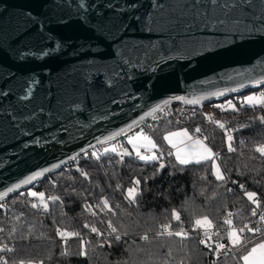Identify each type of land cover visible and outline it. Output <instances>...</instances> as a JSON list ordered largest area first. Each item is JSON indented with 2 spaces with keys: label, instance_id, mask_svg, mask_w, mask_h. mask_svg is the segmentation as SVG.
<instances>
[{
  "label": "water",
  "instance_id": "95a60500",
  "mask_svg": "<svg viewBox=\"0 0 264 264\" xmlns=\"http://www.w3.org/2000/svg\"><path fill=\"white\" fill-rule=\"evenodd\" d=\"M262 87L264 0H0V202L176 104Z\"/></svg>",
  "mask_w": 264,
  "mask_h": 264
},
{
  "label": "trees",
  "instance_id": "16d2710c",
  "mask_svg": "<svg viewBox=\"0 0 264 264\" xmlns=\"http://www.w3.org/2000/svg\"><path fill=\"white\" fill-rule=\"evenodd\" d=\"M236 101L231 111L219 114L233 128H244L232 142L225 127L207 122L199 111L179 120L178 104L147 125L164 149L170 132L186 128L203 136L215 152L213 160L181 164L172 156L160 173V164L134 159L125 141L130 156L123 161L113 154L99 162L83 155L31 187L46 197L47 211L34 204L30 189L0 202V243L11 246L8 263L0 252V264H245L264 236L263 229L249 230L264 216V154L256 151L264 143V108ZM215 162L223 178L216 175ZM205 220L219 228L212 245L198 232L187 238L158 233ZM235 227L244 233L239 243L228 231Z\"/></svg>",
  "mask_w": 264,
  "mask_h": 264
},
{
  "label": "built area",
  "instance_id": "2783aa9c",
  "mask_svg": "<svg viewBox=\"0 0 264 264\" xmlns=\"http://www.w3.org/2000/svg\"><path fill=\"white\" fill-rule=\"evenodd\" d=\"M257 91V90H256ZM264 92V91H263ZM258 95L261 96L262 101L259 103V105H250V104H245L244 106H249V107H257V108H264V93H258ZM241 96H236L235 98H238ZM234 99V98H231ZM231 99H226L222 102H212L209 104L205 105H199V106H186L181 103H179L178 109H176V116L179 120H181L183 117H187L189 114H192L196 111L201 112L203 115H205L206 121L209 123L213 124H219L225 127L226 129V137L232 142L234 141L235 133L242 131L244 128H233L228 122H225L219 114H225L229 111H231L237 104V101H231ZM171 110L168 109L166 110L161 116H159L157 119L150 121L155 122L161 119V117L167 112ZM147 124H145L141 129L145 134L149 133L148 132V127ZM140 130V129H139ZM194 138L197 139H204L203 136L201 135H194ZM206 141V140H205ZM109 145H112V150H107L106 145H99L91 149L88 153H86L84 156H86L87 159H91L95 162H99L103 157H105L107 154H113V155H119L121 160H125L127 157H129V153L126 154V150L128 149L126 146V142L124 139H119L116 140ZM232 151H235V148L232 146ZM256 151L258 153L264 154V143H261L258 145L256 148ZM173 152L169 149H164L162 147H158L154 151H142L139 154L133 153L132 157L136 160L139 161H147V159L153 163L161 164L164 163L163 161L166 158L172 157ZM120 166H122V162L119 163ZM258 199L253 200V202H257ZM252 202V203H253ZM43 210L47 211V209L42 208ZM255 214H258L257 212H254ZM178 220H182L181 217L178 218ZM262 221L260 224L256 225H250L249 230L251 231H256L258 229H263L264 230V216H261ZM218 227L217 226H204L201 224L195 225L194 227H187L183 226L180 229H173L169 227H164L162 228L158 233H161L163 235H168V236H175V237H184L187 238L191 234V232H198L202 237L206 239V243H209V245H212L210 242V239L218 233ZM230 233V237L232 241L240 242L244 238V233L241 228L235 227V228H229L228 229ZM11 251V246L9 245L8 242H3L0 243V252H1V260L5 263H8V257L7 253Z\"/></svg>",
  "mask_w": 264,
  "mask_h": 264
},
{
  "label": "crops",
  "instance_id": "0c3cea01",
  "mask_svg": "<svg viewBox=\"0 0 264 264\" xmlns=\"http://www.w3.org/2000/svg\"><path fill=\"white\" fill-rule=\"evenodd\" d=\"M165 141L168 149L181 164L201 163L216 157L207 141L194 138L186 128L170 132L165 136ZM215 173L219 178H223L221 168L216 162ZM205 223L210 224L207 221ZM259 238H262L261 241L255 243L244 257L245 264H264V236Z\"/></svg>",
  "mask_w": 264,
  "mask_h": 264
},
{
  "label": "rangeland",
  "instance_id": "374dc122",
  "mask_svg": "<svg viewBox=\"0 0 264 264\" xmlns=\"http://www.w3.org/2000/svg\"><path fill=\"white\" fill-rule=\"evenodd\" d=\"M258 93H264L263 90L260 91H253L249 94H246L243 98H235L231 99V101L239 100L240 102H244L245 104H250L253 106L259 105V103L262 101V98ZM124 140L128 143V146L132 150L133 153L139 154L142 151H154L156 150L159 145L156 143V141L149 135V133L145 134L142 129L136 131L132 135H128L127 137L124 138ZM107 150H112V145L107 144L106 145ZM148 160V159H147ZM136 190L133 189L129 191V195L131 197L135 196ZM29 194L31 196V199L34 201V204L39 206L41 209L45 208L48 210V200L44 196L42 192H38L35 188L30 189ZM38 199H35V198ZM43 210V209H42ZM207 220L205 221H199L201 225L204 226H209L210 224H206ZM208 222V221H207ZM29 264H40V263H29Z\"/></svg>",
  "mask_w": 264,
  "mask_h": 264
}]
</instances>
